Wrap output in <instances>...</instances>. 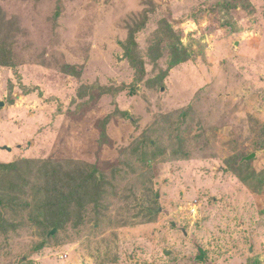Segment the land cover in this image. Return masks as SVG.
Listing matches in <instances>:
<instances>
[{
	"label": "rangeland",
	"instance_id": "374dc122",
	"mask_svg": "<svg viewBox=\"0 0 264 264\" xmlns=\"http://www.w3.org/2000/svg\"><path fill=\"white\" fill-rule=\"evenodd\" d=\"M0 47V164L102 181L50 236L40 171L1 170L0 264H264V0H0Z\"/></svg>",
	"mask_w": 264,
	"mask_h": 264
},
{
	"label": "trees",
	"instance_id": "16d2710c",
	"mask_svg": "<svg viewBox=\"0 0 264 264\" xmlns=\"http://www.w3.org/2000/svg\"><path fill=\"white\" fill-rule=\"evenodd\" d=\"M148 19L145 20L147 23ZM140 30L134 29L129 36L128 44L126 46V57L137 69V77L135 81H140L146 76V68L143 60L137 57L136 48V33ZM9 50L7 48L0 47V65L13 68L15 67L11 63ZM183 62V61H182ZM178 62L173 63L170 68L177 65ZM78 75V73H77ZM94 90L90 103H95L97 100L107 94L116 95L119 89L115 90L113 88H106L100 86L92 87ZM125 118L133 120L132 116L128 113L124 114ZM247 158V157H246ZM246 158L242 159V163L245 164ZM26 164L28 167L33 169H38L40 175L43 178V185L41 187H36L38 193L43 196V204L40 211L45 214L47 220V228L51 231L50 236H53L54 231H59L65 225H67L72 219V208L71 206L77 202H86L90 204L96 201L95 193L100 187H102V181H100V172L96 167L79 168L70 174L65 172V165L62 162L49 161H30L25 160L21 162H13L10 164H0V171L3 169H17L19 166ZM4 198L0 194V208L4 204ZM2 200V202H1ZM44 245L40 246L38 249H42ZM199 259L203 260L206 253L201 250Z\"/></svg>",
	"mask_w": 264,
	"mask_h": 264
},
{
	"label": "water",
	"instance_id": "95a60500",
	"mask_svg": "<svg viewBox=\"0 0 264 264\" xmlns=\"http://www.w3.org/2000/svg\"><path fill=\"white\" fill-rule=\"evenodd\" d=\"M5 106H6V104H5L4 102H0V108H4ZM5 148H6L7 150H9V151H12V149L9 148V147H5ZM255 157H256V155L253 154V155L247 157V158H246V161H251V160H253ZM55 232H56V231H54L53 234H55Z\"/></svg>",
	"mask_w": 264,
	"mask_h": 264
},
{
	"label": "crops",
	"instance_id": "0c3cea01",
	"mask_svg": "<svg viewBox=\"0 0 264 264\" xmlns=\"http://www.w3.org/2000/svg\"><path fill=\"white\" fill-rule=\"evenodd\" d=\"M5 108V107H4ZM1 109V108H0ZM1 112V111H0ZM15 151V150H14ZM14 151H12V153H14ZM12 153H10V154H12Z\"/></svg>",
	"mask_w": 264,
	"mask_h": 264
}]
</instances>
